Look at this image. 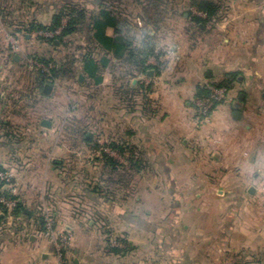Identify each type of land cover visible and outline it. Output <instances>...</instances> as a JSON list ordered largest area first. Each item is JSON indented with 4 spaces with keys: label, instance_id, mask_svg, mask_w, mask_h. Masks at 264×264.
<instances>
[{
    "label": "rangeland",
    "instance_id": "obj_1",
    "mask_svg": "<svg viewBox=\"0 0 264 264\" xmlns=\"http://www.w3.org/2000/svg\"><path fill=\"white\" fill-rule=\"evenodd\" d=\"M21 1L23 10L13 26L16 31L9 29L12 22L0 19V134L6 140L8 124L7 129L14 127L13 134L19 132L21 139L18 145H0V203L8 208L7 212L0 209L6 223H0V231L9 229L18 201L26 205L39 196V205L30 203L27 208L33 216L17 218L23 226L26 219L33 218L38 225L43 220L44 229L39 232L51 239L59 264H73L75 250L81 264H260V258L264 259V170L260 179L231 178L237 167L225 160L227 152L212 146L210 153L202 143L191 147L183 160L180 146L171 139L162 145L147 144L139 121L146 108L158 114L163 110L164 98L172 93L171 87L178 86L176 79L191 86L196 70L202 68L214 73L208 80L212 83L224 81L228 72L235 71L237 77L231 83L237 102L244 77L239 65L241 32L244 24L252 25V13H264V0H214L220 9L210 20L205 11L190 7L189 0H154L160 11L146 13L163 17L156 23L155 19L149 24L141 21L143 31L138 37L151 39L154 53L147 65L153 67L144 72L130 63L110 62L101 73L103 81L107 77V87L100 89L92 81L87 92L79 78H85L80 55L88 36L76 31L61 40L68 14L55 10L63 14L62 22L51 28L53 18L47 10L36 9V0ZM13 3L7 8L13 9ZM186 11L199 21L184 17ZM35 24L45 28L30 29ZM255 30L249 29V35L256 37ZM260 39L264 45V27ZM87 43L99 55L100 50ZM14 56L18 64H12ZM43 60L52 66L69 63L66 73L45 82L55 89L49 97L41 95L36 85L37 77L48 72ZM228 63L233 64L230 70ZM133 77L138 80L131 93ZM113 79L120 84L118 94H113ZM133 108L140 114L136 123L140 130L131 140L121 114ZM259 120L264 128V117ZM262 149L264 159V144ZM102 153L116 161L114 167L98 158ZM54 160L62 162L61 168ZM225 167V178L204 175L212 169L221 173ZM223 184L234 192H223ZM249 186L260 189L257 198L237 192ZM37 224L23 232L37 234Z\"/></svg>",
    "mask_w": 264,
    "mask_h": 264
},
{
    "label": "crops",
    "instance_id": "obj_2",
    "mask_svg": "<svg viewBox=\"0 0 264 264\" xmlns=\"http://www.w3.org/2000/svg\"><path fill=\"white\" fill-rule=\"evenodd\" d=\"M13 1L14 0H0V19L4 22H12V26L9 29L16 31V27L13 26L19 21V14L22 12L21 9L23 10L24 4L21 0H16L15 4ZM101 1L104 2L105 0H36V9L44 12L47 10L49 18H53L56 15L54 12L55 10L58 9L60 12L61 9L68 5L74 4L83 8L94 4L95 7H99ZM8 3H13L14 8L8 9ZM112 3V9L114 8V5H118L119 7L116 11L121 13L123 18L130 21L125 28L132 27L136 21L138 22V26L142 24L141 21H143L144 24H149L141 5H139L141 8L136 6L133 10L131 9L129 0H113ZM8 11H10V13L6 14ZM135 13L138 14L136 15ZM257 14L258 13H252V16L250 17V20L252 19V25H248L247 23L244 24L241 32L239 65L240 69L243 71L244 77L241 78L243 91L239 94V100L237 102L218 105L211 113L209 120L204 125L197 127L194 122L195 108L193 99L197 95L198 86L202 84L203 81H212V78L214 77V73L212 74L211 70H207V68H204V70L203 68L197 69L191 86L181 85L180 80L176 79L178 86H176V88L171 87L172 93L167 94L164 98L163 110L161 109L159 114L156 113V110L154 109L146 108L144 115L141 117L142 121H139L140 114L138 115L139 112L134 108L129 109L126 115L121 114L122 119H126L127 121V137L134 140L137 129L140 130V128L136 126L138 120L140 124H143L141 128L144 131L143 137L148 140L147 144H150L152 141H157L162 145V141H169V139H171L180 146L182 157L192 150L191 147L193 148L197 145V147H199L201 143L206 144L204 145L206 147L205 149L210 153L212 146H214V148L217 147L224 150V153L227 152L228 158L225 160H227L228 163L236 164V171L230 174L231 178L256 177V179H260V177L263 176L260 171L264 170V159L261 157L264 144V128L259 125V118L264 117V45H262L263 42H261L260 39V32L264 27V13L260 12V15ZM183 15L186 18L189 16L188 12H185ZM251 28H255V31L258 30L255 32L256 37L249 35V29ZM80 31L83 34L88 33V30L85 31L84 29H79V32ZM114 32L115 28L113 26L108 27L106 30L108 35H113ZM133 34V31H131V35ZM83 41L82 44H85L87 39H84ZM11 44L14 45L15 42L11 41ZM103 53L104 52L102 51L99 55H103ZM109 57L111 59L110 62L117 66L122 63L124 64V62L126 64L129 63L128 61L126 62L117 59L112 54L109 55ZM10 60L12 61V64L19 63L18 57L16 56ZM231 64L232 63H228L226 65L229 70ZM155 77L157 78L158 76L154 75V78ZM79 79L87 92V89H89L88 85L92 80L87 77L83 78V76H80ZM106 79L107 77L105 78V81L102 80L95 86L100 89L101 87H107L109 82H107ZM137 80L138 78L134 77L130 80L129 91H131V93L135 91ZM36 85L38 89L37 91L45 97H49V94H51L54 89L53 88L50 93H46V84H44L43 93H41L39 88L40 82L38 80L36 81ZM91 86H93V84ZM112 86L113 88L115 86V92H113V94H118L120 84H117V81L113 79ZM99 94H101L100 97L102 98V92ZM241 94H244L243 99H240ZM259 96H261L262 99ZM237 104H239L238 109ZM236 110L241 112L240 118L234 116ZM124 116L126 118H124ZM101 118L103 119L104 116L101 115ZM227 147L230 148L228 149ZM184 159L185 157H183V160ZM220 159L221 158L218 156L217 160ZM57 161L59 160H54V163ZM239 162H244L246 165L241 168L238 166L240 165ZM227 169V167L223 168L221 173L213 172L212 169L209 173L204 175L208 178H225L226 175H224V172H226ZM251 169L252 173L249 174L247 171H250ZM237 170H239V172ZM193 173L196 176L199 175L195 170ZM221 188L223 189V192H234L233 190L230 191V187H227L225 184H223ZM251 188L252 186L247 188L243 187L242 189L237 188V192L247 193L250 198L255 199L258 197L260 189L258 188L256 190L255 188V191L251 192ZM48 193L49 192L47 191V194ZM38 199L39 196L33 197L31 200L29 199L31 204L26 203L25 214L27 216H33V212L27 210V208L29 207V204L39 205V203H37ZM26 220L27 221L23 226L19 224L20 221L14 216L12 221H8V223L10 222V224H8L9 229L5 227L6 230L4 229V232L0 231V264H59L60 262L54 253L51 239L39 232L40 226L33 218L29 219V221L28 219ZM2 221L4 222V220L0 218V223ZM35 224H37V226L35 227L34 232L37 234H27L26 232H23L25 231L23 229ZM3 225L6 226V223L4 222ZM75 259H78L77 250L74 251L73 264ZM78 261L79 264H81V259H78Z\"/></svg>",
    "mask_w": 264,
    "mask_h": 264
},
{
    "label": "trees",
    "instance_id": "obj_3",
    "mask_svg": "<svg viewBox=\"0 0 264 264\" xmlns=\"http://www.w3.org/2000/svg\"><path fill=\"white\" fill-rule=\"evenodd\" d=\"M105 1L104 2L101 1L99 7H95L94 4H92L90 6L88 5L86 7L80 8L77 5L72 4L62 9L63 13L68 14V21L66 24L63 25V30H62V34L60 35V39L61 40L65 39L66 36H69V34H72L73 32L79 31V29L80 30L84 29L85 31L88 30V33H86L88 37L86 39L87 41L89 40V43L92 42L90 44V46H92V49H95V51L100 50V52L102 51L104 52L103 55H97L95 53H92L91 52L92 50L90 51V49L88 48L89 46L88 43L87 44L85 43L84 45L81 46L82 50H84V52H81L80 55L81 71L83 74H85V77L90 78L95 84H98L103 80L101 73L103 69L108 68L107 66L110 65L111 59L109 55L111 54L117 59H120L121 61H126V62L128 61L138 70H142L144 72H147L149 68L153 67L152 65H147L148 59L154 53V45L150 41L151 39L148 36H146L143 39L138 38L139 33L143 30H141L142 27L138 26L137 21L132 25V27L125 28V26L128 23H130V21H128L126 18H123L121 16V13L116 11L119 6L114 5L113 6L114 8L112 9L113 0L112 1L105 0ZM153 1L154 0H129V4L131 5V9L133 10L138 5H142V7L144 6L143 11L145 16L147 17L146 19L148 21L150 19L151 20L155 19L154 22L156 23L160 18L163 17V15H161L159 18V17H154V13H152L153 17H151V15H148V13H146L147 11H151V12L152 11L156 12L155 10L160 11V7H158L155 4L157 1L155 2ZM188 3L190 7L198 8L200 10L205 11L207 13L208 20L212 19L219 12L220 9L219 4H217L214 0H189ZM186 12H188L189 16H192L194 18L196 17L194 16V13H192L191 11H186ZM6 14H9V12H7ZM62 16L63 14L59 13L53 17L54 27L51 28H55L61 24ZM195 19L199 21L200 18L196 17ZM110 26H113L115 28V32L113 35H108L106 33L107 28ZM33 27L41 28L43 26L35 24L33 26H30V29H32ZM131 31H133V33H138V34L131 35ZM43 61H45V65L46 64L47 66L50 65L49 60H43ZM68 64L69 63L65 62L59 64V66L58 65L51 66L48 72L43 71L39 75V77H37V80L40 82L39 88L41 93H43L45 82L49 81L50 78L56 79L62 73L64 72L66 73L67 68L65 67ZM236 74L237 73L235 71L228 72V76H227L228 79L226 78L224 79V81L222 82L220 81V83L218 84L226 85L232 91L233 86L231 82L232 80L234 81V79H236L237 77ZM204 93H207V90L205 88L198 86L197 95H201ZM7 125L6 126L4 125L5 126L4 135H6V140H2L1 137L2 135L0 134V145L3 144L9 145L14 143L15 145H18L21 142V139H19L20 135L18 130H17L18 133L13 134V131L14 132L16 131L13 129V127H9L7 129ZM83 140L84 142H89L88 138L84 137ZM113 145L114 147L123 150V146L116 145L115 143ZM98 158L100 160L105 159V161L109 165L111 164L113 166L116 164V161L105 153H102V158L101 156H98ZM56 163L58 164V167L61 168L62 162L57 161ZM8 196L12 199L17 198L16 196H11V195ZM0 209H2L5 212L8 211V208L2 203H0ZM12 214L15 217H19V216L25 217V204L21 201H18L16 203V206H14V208L12 209ZM38 223L40 225V228L44 229L43 220L38 221ZM263 260H264L263 257L260 258L259 260L260 264H264V262L262 263Z\"/></svg>",
    "mask_w": 264,
    "mask_h": 264
},
{
    "label": "built area",
    "instance_id": "obj_4",
    "mask_svg": "<svg viewBox=\"0 0 264 264\" xmlns=\"http://www.w3.org/2000/svg\"><path fill=\"white\" fill-rule=\"evenodd\" d=\"M150 62H147V64ZM51 66V64L48 66V71ZM50 81H55V79L50 78ZM200 87L205 88L207 93L197 95L193 100L195 108L194 120L197 125L205 124L218 105L233 103L235 101V94L226 85H219L218 83L208 81L201 84Z\"/></svg>",
    "mask_w": 264,
    "mask_h": 264
},
{
    "label": "water",
    "instance_id": "obj_5",
    "mask_svg": "<svg viewBox=\"0 0 264 264\" xmlns=\"http://www.w3.org/2000/svg\"><path fill=\"white\" fill-rule=\"evenodd\" d=\"M148 74L151 75L152 72L149 71ZM52 89H53V85H52V84H46V85H45V92H46V93H50ZM243 98H244V94H241V95H240V99H243ZM238 106H239V104H237V109H238ZM234 116H235L236 118H240V116H241V112H240L239 110H236V111L234 112ZM254 190H255L254 188L250 189L251 192H254ZM74 264H79L78 259H75Z\"/></svg>",
    "mask_w": 264,
    "mask_h": 264
}]
</instances>
